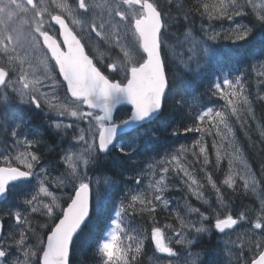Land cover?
Masks as SVG:
<instances>
[{"label":"snow or ice","instance_id":"1","mask_svg":"<svg viewBox=\"0 0 264 264\" xmlns=\"http://www.w3.org/2000/svg\"><path fill=\"white\" fill-rule=\"evenodd\" d=\"M194 15L201 19L199 38L192 35L189 18ZM216 21H227L230 27L217 30ZM182 23L189 27L180 39L170 28ZM85 24L86 35L78 36L74 28ZM257 33L261 44L250 55L264 67V4L256 0H197L193 9L175 18L160 8L158 0H0V126L12 125V144L0 151V202L8 203L0 208V264H72L74 240L94 218L102 225L96 244L98 264H139L146 241L167 264L180 258L176 246L185 253V264H223L219 259L201 260L190 249L204 234L227 235L248 220L247 211L233 213L221 192L222 186L235 190L237 181L246 194L257 196L260 207L255 220L249 221L252 238L247 245L229 250V255L235 252L231 264H264V165L259 175L253 171L236 147L229 124L231 118L244 124L253 110L243 74L234 75L240 69L232 66L230 53L219 43L247 44ZM172 64L182 65L194 78L210 70L219 73L210 82L209 92L226 101L224 109L208 107L196 118L200 123L210 121L209 128L215 132L207 134L219 136L233 149H217L218 163L228 157V172L219 184L207 172L202 183L191 166H185L184 146L167 150L160 159L148 156L162 135L152 125L163 116L173 90ZM259 75L264 77V72ZM176 87L184 89L181 100H185L190 82L180 77ZM122 105L130 106L126 118L115 114ZM45 108L48 127L61 136V143H68L61 149L64 171L58 176L52 175L58 170L54 165L42 162L39 147L43 141L23 115ZM165 130L173 137L180 134L174 128ZM21 147L24 151L18 150ZM113 154L112 163L122 169V177L124 172L134 173L128 180L135 187L123 192L119 203L113 199L118 194L116 181L102 174L94 182L88 175L100 168L101 157ZM193 155L209 163L207 145ZM141 156L149 161L146 167L136 163ZM170 172L180 178L190 196L207 205L201 211L186 202L184 214L175 213L178 227L157 226L155 219L157 205L171 203L165 198ZM145 179L148 184L141 190ZM206 184L216 193V207L205 199ZM137 213L151 217L153 226L130 235L125 216ZM191 215L198 219L185 218ZM33 216L46 222L34 226ZM7 221L12 223L6 228ZM165 229L171 231V239Z\"/></svg>","mask_w":264,"mask_h":264},{"label":"trees","instance_id":"2","mask_svg":"<svg viewBox=\"0 0 264 264\" xmlns=\"http://www.w3.org/2000/svg\"><path fill=\"white\" fill-rule=\"evenodd\" d=\"M175 2L173 4L164 5L168 8V11L171 13V16L173 18L177 16H182L183 12L189 9H193L197 3V0H174ZM172 3V2H171ZM175 4V5H174ZM250 11V9H249ZM191 21V28L196 29L200 23L201 19L198 15H194L189 18ZM206 23V21H205ZM186 27H189L188 24H180L179 26H174L170 28V32L173 31H179V29H185ZM172 43H175V41H171ZM221 49L223 51H226L230 53L231 57V63L234 67H238L240 69L239 73H236L237 75L243 74L244 77V83H245V94L249 96V99L251 101V107L254 109L252 116H246L245 117V123L241 124L238 122L235 118H231L229 120L230 126L233 128L234 133V140L236 147H239L245 157L251 162L254 172H256L258 175L260 173L261 166L264 165V80L261 81V84L258 83V79L255 76V73L252 69L253 64L251 63L249 59L250 50L259 48L261 41L259 39V33L256 34L255 38H251L249 43L244 44L243 42L239 44L233 45L230 41L221 40L220 42ZM186 77L187 80L192 84L193 86V92L197 95L198 101H199V107L200 108H206L210 105V99L214 96L209 92V86L208 83V75L204 74L200 78H194L188 74H186L183 69H179L178 71H175L174 67L171 66L169 68V76L173 83H176L177 81H174L175 76ZM263 91V94H262ZM184 94V90H177L176 87L173 86V90L169 93L166 101H165V107L163 111V116L160 118L159 121H156L153 127L161 130V138L158 143V145L161 143L162 145H171L173 143H182L187 145L188 141L193 136V134L196 133V131H190L185 132V128H196L195 126L197 122H194L192 120V117H196L198 115L197 110L192 109L191 107H187L185 104L178 103L177 99H181V96ZM214 103V102H212ZM226 103L222 102L218 109H224ZM210 122L207 123V126L205 130H203L202 134L203 140L205 143L209 145V149H212V135L207 134L208 131L213 132L214 128H209ZM168 128H174L176 131H178L180 134L176 137H173L169 134V132L165 129ZM2 128L0 127V130ZM233 137L231 136V139ZM157 145V146H158ZM193 151L199 152V149L195 148L191 150H187L186 152V161H190V163L194 162L195 165L198 167L197 171L200 175V178L205 181L204 173L208 172L211 173L214 177V179H218V182L223 180L224 176L226 175L225 171L228 170V164L227 160L224 158L223 160L219 161V163L216 160V155L211 151L207 155L209 163L205 165L203 163V156L200 157L199 161H197V158L193 155ZM114 158V154L111 156H105L101 157V166L100 168L90 170V176H92V180H95L96 178H99L102 174L108 177H111L117 182H122V180L125 179L128 172L123 173V177L121 176L122 169L120 167H114L112 161ZM204 172V173H203ZM128 179V177H127ZM240 182V181H239ZM118 190L120 187H117ZM223 190V194L225 195L226 199L229 202L231 209H251L253 211V207L257 206L255 203V198L250 193H245V190L243 189L242 182L237 184L235 190H228L226 187H221ZM207 190V193L209 194V190ZM187 192L185 189L181 190H173L172 192H168L166 194L167 197L178 200L179 203H185L187 202L192 207H198L201 208V211H204L207 205H203V202L194 200L191 196H189V200L186 199ZM211 195V194H209ZM212 196V195H211ZM212 206L216 207V200H211ZM180 212L182 215L185 212V206H181L178 204V206L171 210L170 207H164L163 205H157V211L155 213V219L159 222V225H161L163 222H173L174 224L177 223L175 219V213ZM254 212V211H253ZM194 218L195 215L186 216L185 218ZM33 225L43 224L46 221L40 217V216H33L32 218ZM130 222V227H129ZM126 228H128L129 234H134V230H145L150 231L152 224V218L149 217L147 214L140 215L137 213L135 216L132 215H126L125 216V225ZM101 223L98 224L97 230H96V237L97 235H100L101 233ZM92 236L94 237V233H92ZM215 243V235L211 237H208L207 235L201 236L197 242L196 246L193 245V248L195 247H201L202 249H199L202 251L201 260L207 259V256L209 254L210 247L209 243ZM92 245V244H91ZM90 245V248H91ZM154 246L150 241H146L144 244V250L143 254L139 258V264H151L150 258H154V255L152 254L154 252ZM90 253V254H89ZM89 253H86L83 255V264H95L93 260L94 253L91 250ZM93 259V260H92ZM235 259L231 258L228 261H224L223 264H231V262ZM211 260V259H208Z\"/></svg>","mask_w":264,"mask_h":264},{"label":"rangeland","instance_id":"3","mask_svg":"<svg viewBox=\"0 0 264 264\" xmlns=\"http://www.w3.org/2000/svg\"><path fill=\"white\" fill-rule=\"evenodd\" d=\"M87 2H89V3H92L93 2V0H87ZM206 2H208V3H213V2H216V0H206ZM256 2H257V4H264V0H256ZM97 11H100L99 9L97 10ZM218 23H214L215 24V27H216V29L217 30H220L221 29V26L223 27V29H225V30H227L229 27H230V24L227 22V21H217ZM238 22H239V18H238ZM246 22V21H245ZM199 29H200V27H199ZM187 31V30H186ZM179 34H183L184 33V29H182L181 31H179L178 32ZM192 35L194 36V37H196V38H199L200 37V35L199 34H193L192 33ZM184 38V37H183ZM186 47H187V45H186ZM177 51L179 52L180 50L179 49H177ZM249 58H251V62L253 63V65H255V70H256V72L257 73H261V72H264V67H260L259 66V64L257 63V60L256 59H253L252 57H251V55H249L248 56ZM179 66H182V65H179ZM234 67V66H233ZM213 71V73H212V75H211V81L214 79V76L215 75H218L219 73L218 72H216L215 70H212ZM210 72V71H209ZM234 75H236V73H234ZM192 96L193 95H191V96H189V97H187V99L185 100V102H187V105L188 106H191V107H193L195 110H197V112H199V114L196 116V117H192V120H194V122H197V124L195 125V126H197L198 125V127H200V129H201V131L200 132H196L195 134H193V136L191 137V138H189L190 140H187L188 141V143H187V145H185V144H182V143H173L172 145H170V146H168V147H162L161 149H158V151H150V154H148V156H151V157H155V159H160L164 154H165V152L167 151V150H169V149H179L181 146H184L185 147V149L186 150H191V149H194L195 148V145H196V147L198 148V147H200V146H204V145H207V154L209 153V152H213L215 155H216V152H217V149H220L221 150V152H224V151H227V152H231V151H233V149L232 148H229L228 147V142L227 141H222L221 140V138L219 137V136H215V135H212V149L210 150L209 149V145L207 144V143H205L204 142V140H203V136H204V134H202V132H203V130H205V129H207L206 128V126H207V123L208 122H210V121H208L207 119L203 122V123H200L199 121H197V117L203 112V111H205L206 110V108L205 109H201V110H199L198 108H200V107H197L196 105H199L198 103V101H197V99H195V100H193L192 99ZM222 98H220L219 96H214L213 97V99L212 100H210L209 102L211 103L210 105H209V107H212V108H214V109H218V105H216V103H212V102H220V100H221ZM208 108V107H207ZM206 125V126H205ZM11 129H12V125H11ZM215 132V128H214V130H213V133ZM229 139H231V135L229 136ZM202 142V143H201ZM214 143H215V147L213 146L214 145ZM19 151H24V148L23 147H21V148H19L18 149ZM157 152H159L160 153V155L159 156H157ZM224 158L227 160V162H228V157L227 156H224ZM223 158V159H224ZM182 160L183 161H185L186 162V154L182 157ZM149 161L147 160V159H145L144 157L143 158H141V157H138V165H140L141 167H146V165H147V163H148ZM52 165V164H51ZM191 166V164H188L187 162H186V164H185V166ZM250 167H251V165H250ZM56 168H60V170L58 169L57 171H53L52 173H54V174H57V175H59L60 174V172H63V167H61V166H59V165H56ZM252 168V167H251ZM191 170L193 171V172H195L194 171V169H193V167L191 166ZM227 172H228V170H226L225 171V173L227 174ZM134 175V173H132V172H128V174H127V176L128 177H131V176H133ZM158 178V177H157ZM169 179V178H168ZM216 180V182L217 183H219L218 182V179L216 178L215 179ZM147 184H148V181L145 179V180H143L142 181V184H141V190H144L145 188H146V186H147ZM120 187H121V190H122V193L123 192H125V191H127L129 188H132V187H135V185H134V182H120ZM171 188H173V186H171L170 188H169V190H168V192H172V190H171ZM174 189V188H173ZM63 191V193L66 195L67 193L65 192L66 190H62ZM167 192V193H168ZM166 193V194H167ZM61 193L59 192V193H57V195H60ZM117 195H115L113 198H115ZM120 199V198H119ZM120 201V200H119ZM119 201H118V203H119ZM5 207H8V204H2V205H0V208H5ZM253 208H257L256 206L255 207H253ZM254 212H256L257 210L256 209H254L253 210ZM9 223L11 224L12 223V221H9ZM258 235H260V233H259V230H257V232H256ZM168 237V236H167ZM169 239H171V236H169L168 237ZM244 238H246V242L245 243H247L248 242V240L249 239H251L250 238V236H247V237H244ZM239 243H244L243 241H241V240H239ZM227 249H229V247H227ZM83 255H79L78 257H77V260H78V262L80 263V264H83V257H82ZM175 261H176V259H173V263H175Z\"/></svg>","mask_w":264,"mask_h":264},{"label":"flooded vegetation","instance_id":"4","mask_svg":"<svg viewBox=\"0 0 264 264\" xmlns=\"http://www.w3.org/2000/svg\"><path fill=\"white\" fill-rule=\"evenodd\" d=\"M81 17H78V19H80ZM67 19V17H66ZM69 25L70 27L71 25V21H69ZM81 27H83L85 29L84 32L81 31ZM86 27L85 26H77L74 28V31L77 32L78 36L80 35H86ZM55 34V30H53V33ZM83 42V41H82ZM102 49V47H101ZM113 55H115L113 53ZM53 76H55V73H52ZM115 79H118L119 76H113ZM56 79L59 80L60 77L56 76ZM49 83H51V81H49ZM58 95L62 96L63 95V88H60L58 91ZM42 117V119H41ZM48 119V110L47 108H45L42 112H37L36 115H34L32 117V121L34 123V131L33 133L36 134L37 138L41 139L43 141V143L40 145H48L50 147H52L53 144L56 145V147L61 151L62 147L67 143V141H64L63 143H61V136L58 135L54 130L50 129L48 127L49 123H45V121H47ZM56 133V134H55ZM30 139H33V137L31 136ZM52 153V150L49 152ZM235 214L237 213L236 211H234ZM228 235H230V232L228 233Z\"/></svg>","mask_w":264,"mask_h":264},{"label":"bare ground","instance_id":"5","mask_svg":"<svg viewBox=\"0 0 264 264\" xmlns=\"http://www.w3.org/2000/svg\"><path fill=\"white\" fill-rule=\"evenodd\" d=\"M181 30L182 29H179V31H181ZM179 31H177V32H179ZM0 114H2V113H0ZM51 150H52V153H43L41 155V157H43V159L47 160L50 164L54 165L55 167H56V165H59L62 167V164L60 163V156L62 155L61 151L56 147L55 144L52 145ZM56 169L60 170V168H56ZM124 180H126V181L128 180L127 176L125 177ZM171 190L173 191L174 189L171 188ZM98 224H96L94 229L92 230V233H94V237H96V230H97ZM92 245H91V247H92Z\"/></svg>","mask_w":264,"mask_h":264}]
</instances>
